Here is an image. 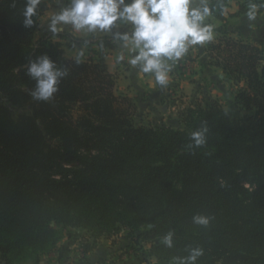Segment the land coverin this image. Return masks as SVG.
<instances>
[{
  "label": "trees",
  "instance_id": "1",
  "mask_svg": "<svg viewBox=\"0 0 264 264\" xmlns=\"http://www.w3.org/2000/svg\"><path fill=\"white\" fill-rule=\"evenodd\" d=\"M221 2L207 64L236 86L240 115L204 95L185 108L184 128H174L137 123L132 98L115 94L104 56L116 34L37 36L42 4L25 26L28 0H0V264L37 263L66 227L95 238L137 232L166 264H179L191 248L203 252L195 264H264V50L228 28L250 3L258 12L264 6ZM125 32L131 25L122 22L117 33ZM73 44L97 58L77 63L65 53ZM45 56L67 73L46 101L32 95L28 72ZM205 129L196 146L191 133ZM198 215L206 226L193 223ZM169 232L172 248L162 243Z\"/></svg>",
  "mask_w": 264,
  "mask_h": 264
},
{
  "label": "clouds",
  "instance_id": "2",
  "mask_svg": "<svg viewBox=\"0 0 264 264\" xmlns=\"http://www.w3.org/2000/svg\"><path fill=\"white\" fill-rule=\"evenodd\" d=\"M40 0H28L24 11V24L31 26V17ZM71 0L69 7L51 17L50 31H59L57 25L71 24L76 31L87 32L108 31L116 21L131 25V35L125 32L116 33L129 55L127 62L132 67L139 66L145 74H152L156 84L165 86L168 83L172 64L182 59L189 49L195 50L197 45H204L214 40V25L208 23L217 8L223 14L224 5L221 0L212 5L210 0ZM264 6V0L261 5ZM258 5L250 3L245 13L249 21L257 18ZM84 52L78 53L77 63ZM117 62L125 59L123 54L117 55ZM36 80V90L32 95L39 100H48L56 91L59 79L67 73L56 68L46 56L38 58L28 69ZM204 131H194L191 138L196 146L205 143ZM208 218L194 216L193 223L207 225ZM162 243L174 246L172 233L163 237ZM203 254L202 249L191 248L189 254L179 260V264H195Z\"/></svg>",
  "mask_w": 264,
  "mask_h": 264
},
{
  "label": "crops",
  "instance_id": "3",
  "mask_svg": "<svg viewBox=\"0 0 264 264\" xmlns=\"http://www.w3.org/2000/svg\"><path fill=\"white\" fill-rule=\"evenodd\" d=\"M130 0H126V3ZM40 4L44 6V10L39 18V29L37 31V36L44 35L50 31L51 17L60 12L62 8L69 7L71 5V0H40ZM193 6H198L194 3ZM236 10V5L230 3L227 8V12L233 13ZM212 23L214 27L221 25V21L214 16L207 21ZM122 21L114 22V25L110 27L108 31H95L87 32L86 30L76 31L71 24L60 25L57 27L59 32H66L73 37L85 38L91 34L93 35H103V34H116L120 29ZM228 28L232 31V35L235 37L241 36L242 38L260 46L264 50V10L257 12V18L253 21H249L246 15H241L238 17H233L228 19ZM217 35V34H216ZM67 43L66 40H63ZM95 47V46H94ZM73 48L78 50V53L83 51L84 55L81 58H86L88 56L97 58L92 51L88 50L86 47L78 44H73ZM72 48V49H73ZM96 48V47H95ZM123 54L125 59L117 62V55ZM129 55H135V53H129L127 48L123 47V43L118 41L116 46L109 50L105 56L104 61L108 71L116 76V84L114 87V92L117 95H126L132 98L133 102L137 107V111L142 112H155L158 105L164 100L163 96L173 88L174 83L179 80L180 86H185L188 82L181 78H185L187 75H192L190 68L194 69L199 73L198 75H207L210 68L216 69V75L222 80L221 86H227L230 91L234 92L236 86L231 83L227 76L222 72L221 68L210 66L207 64V51L206 45L203 47L197 45L195 50L189 49V52L179 61L172 63L171 71L168 76V83L165 86L156 84L154 81V76L152 74H145L139 70V66L132 67L128 62L127 58ZM188 55L192 56V62L187 60ZM73 58L78 57V54H74ZM196 57V58H194ZM208 71V72H207ZM195 72V74H197ZM194 75V74H193ZM178 77L180 79H178ZM220 89V87H219ZM84 232L80 229L69 228L64 233L61 240L57 243L56 247L48 253L42 254L37 263H32L31 261H24L15 264H103L104 261L108 259L109 256L115 259L114 253H111L110 249L103 247L104 242L99 243L96 247L90 248L88 250H83L79 247V241L81 240L78 235ZM101 242V241H100ZM1 261V257H0ZM117 264H129L127 259L122 256Z\"/></svg>",
  "mask_w": 264,
  "mask_h": 264
},
{
  "label": "rangeland",
  "instance_id": "4",
  "mask_svg": "<svg viewBox=\"0 0 264 264\" xmlns=\"http://www.w3.org/2000/svg\"><path fill=\"white\" fill-rule=\"evenodd\" d=\"M214 37L216 33L214 31ZM215 39V38H214ZM65 53L68 57H74L73 55L78 54V50L69 47H65ZM196 58V57H194ZM207 60L209 61V56L207 53ZM187 60L192 62V56L188 55ZM192 75H187L185 78H181L188 84L185 86H180L179 80L174 83V86L165 96H163V101L161 102L155 112H142L137 111V117L135 118L137 123H142L144 125L151 126H170L174 128H184L182 123V113L185 108L198 98L204 95L217 97L222 102L224 108L227 111L234 113L235 115H240L233 102V92L227 86H221L222 80L216 75V69L210 68L207 75H198L197 71L190 68ZM195 72L197 74H195ZM194 74V75H193ZM178 79H180L178 77ZM220 87V89H219ZM14 113L29 111V109H18L16 107L10 106ZM71 227H66L63 230V234ZM80 229V228H72ZM84 233L79 234L78 237L81 239L79 241V247L81 249L94 248L99 243L104 242V246L110 249L111 253H114L115 259L108 257L103 264H117L118 260L123 256L124 259L129 261V264H166L165 262H157L155 257L149 255V244L142 240L141 237L137 236V232L129 233L126 228H121L116 234L100 236L95 238L91 236L86 230L80 229ZM101 241V242H100Z\"/></svg>",
  "mask_w": 264,
  "mask_h": 264
}]
</instances>
